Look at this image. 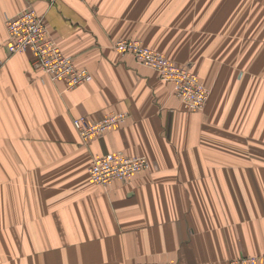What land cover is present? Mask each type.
I'll use <instances>...</instances> for the list:
<instances>
[{
  "label": "crops",
  "instance_id": "1",
  "mask_svg": "<svg viewBox=\"0 0 264 264\" xmlns=\"http://www.w3.org/2000/svg\"><path fill=\"white\" fill-rule=\"evenodd\" d=\"M27 7L92 81L69 90L33 53L7 56L6 20ZM122 40L191 67L205 110ZM0 60V264L264 258V0H0ZM112 113L129 118L83 145L74 121ZM119 151L151 170L96 186L93 161Z\"/></svg>",
  "mask_w": 264,
  "mask_h": 264
},
{
  "label": "built area",
  "instance_id": "2",
  "mask_svg": "<svg viewBox=\"0 0 264 264\" xmlns=\"http://www.w3.org/2000/svg\"><path fill=\"white\" fill-rule=\"evenodd\" d=\"M6 28L8 36L4 46L8 57L33 53V66L52 81L65 82L69 90L92 81L91 73L86 69H78L74 60L65 55L58 43L49 37L46 20L33 7H27L8 18ZM113 48L119 53L132 55L137 63L155 71L164 82L171 84L174 95L184 109L196 112L205 110L211 89L201 82L199 75L191 67L175 64L163 53L148 48L140 40L118 41ZM2 64L0 60V67ZM128 118L127 113H112L99 122H90L86 117H82L74 121V126L82 144L89 145L117 129ZM150 170L151 163L145 157H129L119 151L95 159L89 169V176L96 186L108 188L115 181L129 183L135 175ZM263 263L264 258L246 256L233 264Z\"/></svg>",
  "mask_w": 264,
  "mask_h": 264
},
{
  "label": "rangeland",
  "instance_id": "3",
  "mask_svg": "<svg viewBox=\"0 0 264 264\" xmlns=\"http://www.w3.org/2000/svg\"><path fill=\"white\" fill-rule=\"evenodd\" d=\"M211 93H212V91H211ZM211 96V95H210Z\"/></svg>",
  "mask_w": 264,
  "mask_h": 264
}]
</instances>
